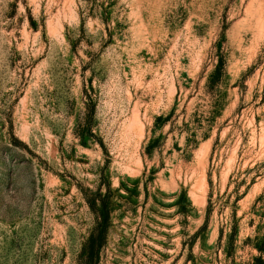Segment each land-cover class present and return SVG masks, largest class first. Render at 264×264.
Listing matches in <instances>:
<instances>
[{
    "label": "rangeland",
    "instance_id": "obj_1",
    "mask_svg": "<svg viewBox=\"0 0 264 264\" xmlns=\"http://www.w3.org/2000/svg\"><path fill=\"white\" fill-rule=\"evenodd\" d=\"M0 264H264V0H0Z\"/></svg>",
    "mask_w": 264,
    "mask_h": 264
},
{
    "label": "bare ground",
    "instance_id": "obj_2",
    "mask_svg": "<svg viewBox=\"0 0 264 264\" xmlns=\"http://www.w3.org/2000/svg\"><path fill=\"white\" fill-rule=\"evenodd\" d=\"M197 198V197H196ZM196 200V199H195ZM198 202V201H197Z\"/></svg>",
    "mask_w": 264,
    "mask_h": 264
}]
</instances>
